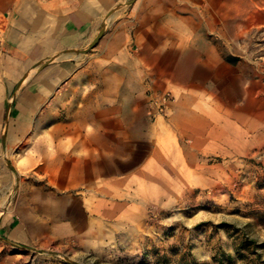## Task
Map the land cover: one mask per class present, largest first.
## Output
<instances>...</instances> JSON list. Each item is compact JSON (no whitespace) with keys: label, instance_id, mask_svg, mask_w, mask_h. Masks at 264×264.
<instances>
[{"label":"crops","instance_id":"obj_1","mask_svg":"<svg viewBox=\"0 0 264 264\" xmlns=\"http://www.w3.org/2000/svg\"><path fill=\"white\" fill-rule=\"evenodd\" d=\"M218 1L208 8L226 11V1ZM186 4L195 11L194 0ZM173 5L169 0H9L0 11L1 242L24 246L33 235L22 221L32 209L1 208L3 191L12 184L6 164L19 162L20 170L32 165L22 153L37 126L53 116L57 101L67 102L80 87L96 89L94 112L86 121L91 130L58 132L60 189L81 188L100 175L108 184L129 182L126 171L138 167L134 159L147 147H165L171 154L185 146L191 160L180 170L188 172L195 171L198 156L225 159L264 150L262 63L252 57L232 66L221 45L241 37L228 36L220 20L201 25L174 20ZM234 5L239 12L264 10V0ZM99 61L108 65L94 70L108 77L101 95L97 84L76 83L88 71L84 63ZM166 90L173 99L165 117L151 120L148 94ZM100 96L106 105L100 106ZM232 139L241 150L231 146Z\"/></svg>","mask_w":264,"mask_h":264},{"label":"rangeland","instance_id":"obj_2","mask_svg":"<svg viewBox=\"0 0 264 264\" xmlns=\"http://www.w3.org/2000/svg\"><path fill=\"white\" fill-rule=\"evenodd\" d=\"M8 1L0 0V11ZM172 1L174 20H220L228 36L241 37L221 45L229 64L253 57L264 68V10L239 12L236 0H225L226 11H216L208 5L218 0H194L195 11H188L186 0ZM102 67L108 65L84 63L88 71L76 83L97 84L101 95L108 77L94 70ZM93 89L80 87L67 102L54 104L53 116L37 126L23 150L31 166L5 163L12 184L1 208L32 209L22 221L33 235L24 246L0 241V264H264V150L225 159L198 156L195 171L188 172L180 170L191 160L185 146L171 154L147 147L134 159L138 167L126 171L129 182L108 184L100 175L81 188L60 189L57 134L91 130L86 121L94 112ZM99 99L100 106L107 104ZM228 142L241 150L239 141Z\"/></svg>","mask_w":264,"mask_h":264},{"label":"built area","instance_id":"obj_3","mask_svg":"<svg viewBox=\"0 0 264 264\" xmlns=\"http://www.w3.org/2000/svg\"><path fill=\"white\" fill-rule=\"evenodd\" d=\"M172 97L168 91H155L148 94L147 115L151 120L163 117Z\"/></svg>","mask_w":264,"mask_h":264},{"label":"water","instance_id":"obj_4","mask_svg":"<svg viewBox=\"0 0 264 264\" xmlns=\"http://www.w3.org/2000/svg\"><path fill=\"white\" fill-rule=\"evenodd\" d=\"M101 34H102V31H100V32L98 33L97 37H96V38L93 40V42L90 44V47H89V48L93 47V46L96 44V42H97L98 39L100 38ZM8 166H9L11 169H13V168L10 166L9 163H8Z\"/></svg>","mask_w":264,"mask_h":264},{"label":"trees","instance_id":"obj_5","mask_svg":"<svg viewBox=\"0 0 264 264\" xmlns=\"http://www.w3.org/2000/svg\"><path fill=\"white\" fill-rule=\"evenodd\" d=\"M246 241L248 240V239H245ZM253 252V251H252Z\"/></svg>","mask_w":264,"mask_h":264}]
</instances>
